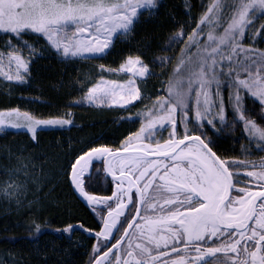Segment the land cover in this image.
Wrapping results in <instances>:
<instances>
[{
    "label": "snow or ice",
    "instance_id": "obj_1",
    "mask_svg": "<svg viewBox=\"0 0 264 264\" xmlns=\"http://www.w3.org/2000/svg\"><path fill=\"white\" fill-rule=\"evenodd\" d=\"M159 7V0H0V76L24 83L45 53L103 59ZM203 7L191 23L177 20L150 60L129 49L118 67L100 64L95 81L83 82L82 101L123 107L143 99L138 84L157 75L156 67L167 76L163 95L137 114L139 127L119 145L89 143L68 157L66 178L97 223L55 231L93 235L87 264H264V156L247 158L253 148L264 153V50L243 44L264 38V23L256 27L264 0H210ZM71 123L0 111V127L26 128L33 140L38 126ZM237 124L249 142L245 158L219 155L216 137ZM165 130L167 137L157 138ZM97 164L111 177L109 194L91 190ZM28 172L25 163L6 169L0 192L20 202ZM41 231L33 220L29 235Z\"/></svg>",
    "mask_w": 264,
    "mask_h": 264
},
{
    "label": "trees",
    "instance_id": "obj_2",
    "mask_svg": "<svg viewBox=\"0 0 264 264\" xmlns=\"http://www.w3.org/2000/svg\"><path fill=\"white\" fill-rule=\"evenodd\" d=\"M209 2L159 0L158 10L152 15L142 16L135 32L126 40L121 37L111 54L103 59L63 60L45 53L31 63L30 75L24 83L0 78V111L17 108L37 119L64 117L72 121L70 125L38 129L35 140L22 130L0 132V181L6 179V169L20 163L27 164L29 169L26 191L20 202L0 192L1 264H87L93 235L79 228L70 234L55 231L77 221L86 227H94L97 223L94 214L70 187L65 175L67 160L70 153L89 143L93 146L119 145L121 139L136 130L132 128L134 120H128L126 113L137 108L139 101H134L127 109L85 104L81 100L83 82L95 81L100 64L118 67L129 49L144 53L146 61L150 60L152 53L166 44L177 20L191 23ZM260 24L257 20L256 27ZM2 44L0 38V46ZM243 44L264 50V38L259 36L254 42L246 37ZM171 67L169 64L168 70ZM163 70L160 68L155 72ZM166 79V75L151 76V87L145 93L155 95L160 81ZM139 88L142 90L140 85ZM249 114L261 123L258 115ZM216 139L218 147L215 150L222 156L240 158L247 144L239 128L223 131ZM21 180H24L23 175ZM90 185L97 194L110 193L111 179L103 172L102 164L92 168ZM33 220L42 224V231L29 235ZM45 224L47 227H43Z\"/></svg>",
    "mask_w": 264,
    "mask_h": 264
},
{
    "label": "rangeland",
    "instance_id": "obj_3",
    "mask_svg": "<svg viewBox=\"0 0 264 264\" xmlns=\"http://www.w3.org/2000/svg\"><path fill=\"white\" fill-rule=\"evenodd\" d=\"M261 23H264V17H261L260 19H258ZM245 47H248V46H246V45H244ZM179 51V49H175V51ZM157 69H160L159 67H156L155 69H154V71L155 70H157ZM5 71H7L8 70V68L7 67H5V69H4ZM163 71H165V70H163ZM157 73V75H155V76H159V74H160V72L158 73V72H156ZM155 76H153V77H155ZM105 77H106V79H119V80H125V79H127V76L126 75H124V74H116V75H111V74H105ZM151 77V76H150ZM150 77H148L146 80H144L143 82H140L139 84H138V87H139V85H140V87H142V93H143V99L142 100H140L138 103H139V105H138V107L137 108H135V109H132V110H129L128 111V113H126V118H128V117H131V119H128V120H134V123H133V127L132 128H135L136 130H137V128L139 127V124H140V116L139 115H137L139 112H141V111H146V109L147 108H149V107H151L152 106V103H153V101H154V98H155V95H157V94H161V95H163V93L162 92H160L159 91V89L160 88H158V92H156V94L155 95H150V94H147V93H145V91H148V89H150V87H151V81H149L150 80ZM0 78L1 79H4L2 76H0ZM227 97V92H225V98ZM83 103H85V104H88V105H93V104H89V103H87V102H84L83 101ZM93 106H97V107H109V108H121V109H127L128 107H129V105H126V106H123V107H121L120 105H113V106H107V105H104V106H99V105H93ZM6 111V110H5ZM228 121H229V124L231 125V121H232V116L231 115H228ZM130 125V124H129ZM55 126H57V125H55ZM59 126V125H58ZM46 127H53V126H38V128H37V130L38 129H40V128H46ZM235 128H239L240 129V131L242 132V129H241V126L240 125H234V126H230V127H227V128H225L223 131H230V130H232V129H235ZM4 130H22V131H25V132H27V133H29L28 131H27V129L26 128H23V127H19V128H13V127H0V132L1 131H4ZM135 130V131H136ZM30 135H32L31 133H29ZM163 135L164 137H167V135H168V133H167V131L165 130V131H163L162 133L161 132H157V138H159V136L160 135ZM247 140V139H246ZM249 146V142H248V140H247V144H246V146L244 147V148H247ZM261 154H262V156H264V153H258V152H256L255 150H254V148H253V154H252V156H249V157H247L248 159H255V160H259V157L261 156ZM259 155V156H258ZM240 158L241 159H244L245 157L242 155V152H241V156H240ZM1 264V263H0Z\"/></svg>",
    "mask_w": 264,
    "mask_h": 264
},
{
    "label": "water",
    "instance_id": "obj_4",
    "mask_svg": "<svg viewBox=\"0 0 264 264\" xmlns=\"http://www.w3.org/2000/svg\"><path fill=\"white\" fill-rule=\"evenodd\" d=\"M106 176H108L107 174H105ZM108 177H110V176H108ZM73 190V189H72ZM73 192H74V190H73ZM75 195L77 196V198L81 201V202H83L84 204H85V202L82 200V198H80L79 196H78V194H76L75 193ZM86 205V204H85Z\"/></svg>",
    "mask_w": 264,
    "mask_h": 264
},
{
    "label": "flooded vegetation",
    "instance_id": "obj_5",
    "mask_svg": "<svg viewBox=\"0 0 264 264\" xmlns=\"http://www.w3.org/2000/svg\"><path fill=\"white\" fill-rule=\"evenodd\" d=\"M111 179V177H109Z\"/></svg>",
    "mask_w": 264,
    "mask_h": 264
}]
</instances>
